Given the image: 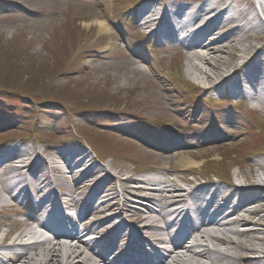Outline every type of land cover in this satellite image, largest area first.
Listing matches in <instances>:
<instances>
[{"label":"rangeland","instance_id":"obj_1","mask_svg":"<svg viewBox=\"0 0 264 264\" xmlns=\"http://www.w3.org/2000/svg\"><path fill=\"white\" fill-rule=\"evenodd\" d=\"M158 1L168 4L178 0ZM142 2L0 0V154L22 146L52 160L46 149L83 150L94 161V171L112 167L118 181L111 194L115 197V212L121 214L127 206L133 210L144 204L150 206L145 201L137 206L140 199L134 195L135 184L128 183L129 176L151 179L158 178L154 172H160L162 180L170 176L186 190L194 187L188 182L226 185L240 171V165L242 172L254 180L258 171L250 164L264 155V123L243 115L244 106H236L237 98H208L198 93L193 86L200 84L201 77L189 72L186 49L161 48L157 35L140 25L138 10ZM94 16L106 21L110 31L101 33L98 27H87ZM255 45L262 47L264 42ZM124 54L131 55L130 59ZM220 56L221 61H213L212 66H219L224 73L237 71L243 63L231 48ZM159 90L184 110L201 104L200 117L173 123L170 117L177 113L161 109L166 104ZM117 112L131 116L117 117ZM214 118L233 119L235 125L225 131L222 126L218 130L220 124L213 129ZM207 134H212L210 138L224 134L225 138L219 144L209 138L196 141L193 145H198L197 149L184 147L188 137ZM174 139L178 145L173 147ZM231 141L235 144L214 148ZM183 158L199 167L188 173L180 163ZM55 161L65 170L63 158ZM6 162L7 158L1 165ZM91 175L83 177L86 184L71 195L72 205L78 197L91 194ZM49 177V182L56 179L57 185L66 186L68 191L77 184L68 174L53 173ZM25 202L26 198L17 201L14 210L19 213ZM83 204L77 208L84 221L79 228L87 229L89 235L101 234L105 242L110 239L111 243L114 233L95 230L94 225L103 218L91 215V210L83 211ZM69 213L76 216L74 211ZM134 214L123 215L130 229H135L129 217ZM4 216L0 215V241L23 231L16 224L17 218ZM261 216H254L255 222ZM256 228L251 225L242 229ZM152 235L149 232L145 237L152 240ZM246 237L238 239L245 243ZM140 242L146 246L144 240Z\"/></svg>","mask_w":264,"mask_h":264},{"label":"bare ground","instance_id":"obj_2","mask_svg":"<svg viewBox=\"0 0 264 264\" xmlns=\"http://www.w3.org/2000/svg\"><path fill=\"white\" fill-rule=\"evenodd\" d=\"M201 1L194 0L195 3L182 4L178 0L163 4L158 0H143L138 10L140 25L166 44L179 42L180 39L179 45L188 52L186 56L189 72L202 78H199L200 84L193 86L198 93L208 98L214 95L234 94L237 99L245 100L243 115L264 122V46L255 45L258 41L264 42V20L255 1L204 0L202 3ZM256 2L264 13V0ZM92 20V24H86L87 27H98L101 33L110 31L106 21L100 17L94 16ZM229 48L239 54L238 57L243 63L237 71L224 73L219 66H212V62H220L222 59L220 54ZM124 56L130 59L131 55ZM240 74L242 78L239 81L237 75ZM159 91L162 94V90ZM161 94L159 93V96ZM161 99L166 104L161 106L162 110L177 113L176 117L172 115L170 117L173 123H179L186 118L195 119L201 115V104L184 110L179 102H172L163 94ZM214 114L216 116V113ZM114 115L131 116L124 112H117ZM215 122L211 127L214 129L220 124L218 130L222 126V131L235 125L233 119H219ZM211 135L188 137L184 147L190 150L197 149L198 146L193 145L196 141L209 138L210 142L219 144L225 138L224 134H220L219 139L210 138ZM175 142H177L175 139L171 142L173 147L178 145ZM233 142L214 148L231 146L235 144ZM45 152L52 160H48L35 149L29 151L22 146L11 147L0 154V215H17L14 210L15 203L23 198L30 200L29 193H32V196L40 201L37 215L42 217L44 214V223L51 228L56 220H61L53 204L65 202L64 204L70 205L73 201L71 195L86 184L82 181L83 177L92 174L91 194L77 199L83 202L86 208H90L91 215L96 214L103 218L94 225V229L100 231L102 229L103 232H109L108 234L118 233L120 237L116 244L121 245L114 247L115 252L107 254L110 258L106 259L103 256L100 234L95 235V241L92 238L81 240L83 237L88 238L89 235L85 229L77 228L79 219L75 223H67V228L72 232L70 236L65 235L67 233L60 224L63 233L54 243L30 242L29 240H35L36 236L24 226L23 231L0 241V264H108L110 260L122 263L125 256L133 252L134 248L128 247L130 240L133 239L134 245L143 250L139 240L149 232H152L155 243L169 245L168 251L163 254L164 248L151 247L150 241L146 240L153 252L149 264H264V155L258 156L250 164L258 171L254 180L242 172L243 165H240V171L226 185L207 181L205 185L199 186L195 182H188L194 187L186 190L172 181L170 176L164 180L159 177L133 179L129 176L128 183L135 184L134 195L140 199L137 206L142 205L140 203L143 201L150 206L144 204L134 208L135 210L127 206L124 214H121L115 212L116 204L113 202L115 197L111 192H114L118 180L116 176L113 177L110 165L94 171V161L90 160L83 150L52 148L46 149ZM59 157L66 163L65 170L55 161ZM5 158L8 162L1 165ZM180 163L188 173L199 167V164L190 159L183 158ZM53 173L72 176L77 181L76 186L72 191H68L66 186L57 185L56 179L49 182V175ZM107 185L109 187L106 190ZM198 195H204L205 201L201 202L202 199L200 200ZM191 204H194L192 217L189 209ZM112 212L114 214H110ZM131 213H136L129 216L135 229H130L123 219V215ZM259 214L262 216L255 222L253 217H258ZM185 217L189 219L185 239L180 245L171 244L168 231L178 227ZM159 221L167 223V233H163L156 225ZM251 225L257 228L247 231L242 229ZM202 229L204 230L201 231ZM242 236H247L248 241L245 243L239 241L238 237ZM182 246L183 251L180 249ZM96 257L99 259L96 260Z\"/></svg>","mask_w":264,"mask_h":264}]
</instances>
